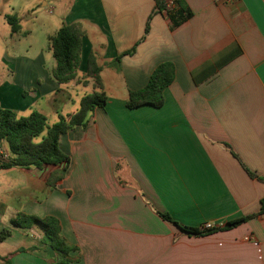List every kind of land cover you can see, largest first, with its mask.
I'll return each mask as SVG.
<instances>
[{
	"label": "crops",
	"instance_id": "crops-1",
	"mask_svg": "<svg viewBox=\"0 0 264 264\" xmlns=\"http://www.w3.org/2000/svg\"><path fill=\"white\" fill-rule=\"evenodd\" d=\"M182 1L190 17L171 29L155 0H0V109L24 117L39 98L67 94L53 79L48 43L64 25L84 34L70 82L93 92L92 56L107 97L85 126L59 137L67 164L0 171V232L11 231L0 264L55 258L42 229L11 227L18 213L55 217L76 248L72 264H264V0ZM6 16L18 20L17 33ZM23 43L38 46L29 58L19 54ZM166 62L174 79L162 106L126 108L128 93ZM0 156L10 157L5 141ZM160 214L200 229L256 216L190 236Z\"/></svg>",
	"mask_w": 264,
	"mask_h": 264
},
{
	"label": "trees",
	"instance_id": "trees-1",
	"mask_svg": "<svg viewBox=\"0 0 264 264\" xmlns=\"http://www.w3.org/2000/svg\"><path fill=\"white\" fill-rule=\"evenodd\" d=\"M173 6L167 9V0H155L156 11L163 13L170 22V28L179 27L189 19L190 14L182 0H172ZM151 17V16H150ZM149 17V18H150ZM6 22L11 28V33L20 30L18 20L14 16H6ZM83 31L78 25H64L53 36L48 38L50 50L55 60V68L52 71L53 79L58 85L66 84L75 78V70L79 61L80 41ZM133 52V50L131 51ZM100 68L95 64L94 58L89 57L87 62V77L93 79L94 90L92 93L83 96L79 101V108L76 113L59 117L58 122L46 129V135L39 143L33 139L41 134L46 128L45 117L32 112L26 117L17 116L16 112L10 109H0V148L1 142L8 145L10 157L7 160L0 156V171L17 169H42L45 165H58L68 162V158L58 148L59 137L67 131L85 126L87 117L95 108H102L106 104L107 97L103 91L99 77ZM174 79V67L171 63L159 64L151 73L147 84L135 91H130L126 100V108L134 109L143 105L159 108L163 104V91ZM65 168L54 173L48 182L54 184L59 181ZM250 177H256L248 172ZM264 182V179H260ZM264 213V199L261 200V210ZM161 218L176 226L183 234L190 236H201L215 233L222 230L233 229L256 215L245 216L227 222L222 227L209 229L184 226L173 221L168 215L160 214ZM13 228L29 230L36 226L43 230L41 242L50 247L55 253L51 264H72L70 253L76 248L66 242L60 235L59 221L52 216L39 218L33 215L16 214L11 220ZM11 231L7 228L0 232V241L10 236Z\"/></svg>",
	"mask_w": 264,
	"mask_h": 264
},
{
	"label": "rangeland",
	"instance_id": "rangeland-1",
	"mask_svg": "<svg viewBox=\"0 0 264 264\" xmlns=\"http://www.w3.org/2000/svg\"><path fill=\"white\" fill-rule=\"evenodd\" d=\"M35 10H39L41 13L43 12L42 8L40 7L35 8ZM24 24L25 23L23 22V26ZM42 34L43 31L38 29L32 33V38H40ZM20 47H21V49L19 50L20 56L29 58L31 54H33L36 51L38 46L35 44L32 48H27L28 51H25L27 47L25 43H23ZM2 54L3 51L0 48V78L4 77L5 73H7L5 61H2L1 58ZM62 87L70 88V90L63 89L67 94L63 95V93L60 92L54 97V99H50V97L39 98V100L36 101L34 105L30 106L32 107L31 109L29 110L27 109L24 112H19L20 116H24V117L28 116L31 112H38L42 114L46 119L45 130L33 139L34 143H39L42 140V138L45 137L46 129L51 127L56 122H58L59 117H64L66 119L68 116L74 114L78 109V104L81 97H83L86 94H90L92 92L91 83H89L86 86H83V85H75L69 82ZM62 97H63V102L61 101ZM64 97L65 98L68 97V100H64ZM12 102L16 104L18 108L20 107L21 102H18V100L12 99Z\"/></svg>",
	"mask_w": 264,
	"mask_h": 264
},
{
	"label": "built area",
	"instance_id": "built-area-1",
	"mask_svg": "<svg viewBox=\"0 0 264 264\" xmlns=\"http://www.w3.org/2000/svg\"><path fill=\"white\" fill-rule=\"evenodd\" d=\"M173 6V1L172 0H167V9H170ZM213 226L211 224H205L202 228L204 229H209L212 228Z\"/></svg>",
	"mask_w": 264,
	"mask_h": 264
}]
</instances>
